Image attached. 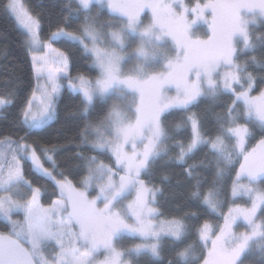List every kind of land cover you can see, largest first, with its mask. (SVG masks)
I'll return each instance as SVG.
<instances>
[{
    "label": "snow or ice",
    "instance_id": "obj_1",
    "mask_svg": "<svg viewBox=\"0 0 264 264\" xmlns=\"http://www.w3.org/2000/svg\"><path fill=\"white\" fill-rule=\"evenodd\" d=\"M7 8L27 30L37 84L23 102L14 88L0 93V108L19 109L10 123L22 132L0 139V218L9 227L0 233V264H151L164 259L168 245L175 255L168 264H245L255 252L264 260V88L252 94L255 69L264 82V54L257 55L264 34L253 35L264 25V0L194 7L183 0H75L46 41L38 14L20 0ZM200 22L207 39L191 34ZM62 40L90 61L94 78L71 77L70 54L53 47ZM65 81L79 94L83 123L73 156L58 164L61 150L42 137L58 118ZM202 102L211 129L193 111ZM177 113L180 123L169 128ZM197 153L204 159L197 161ZM209 156L217 160L211 181ZM25 161L53 183L57 198L48 207L41 203L46 188L26 179ZM171 167L180 168L178 184L198 212L164 216L159 197ZM226 177L232 197L246 196L250 207L233 199L224 213ZM218 216L223 224L213 223ZM189 239L194 243L185 246Z\"/></svg>",
    "mask_w": 264,
    "mask_h": 264
},
{
    "label": "trees",
    "instance_id": "obj_2",
    "mask_svg": "<svg viewBox=\"0 0 264 264\" xmlns=\"http://www.w3.org/2000/svg\"><path fill=\"white\" fill-rule=\"evenodd\" d=\"M31 14H38L42 19L41 37L43 40H47L50 35V30H55V25L61 21L64 16L68 14L69 8L75 3V0H22ZM189 6H195L196 3H205L207 0H184ZM9 0H0V93H3L7 88H14L18 91L21 102L30 97L32 90L35 88V77L32 70L30 61V53L27 51V45L25 43L26 34L19 29L15 20L10 14L7 5ZM67 6V7H66ZM147 15V13L145 14ZM77 25H73L75 29ZM197 37L208 38L209 29L206 24L202 23L197 25L194 30ZM264 34V25L257 27L253 35ZM133 39H135L133 37ZM67 41L53 42V46L61 51H66L70 54V75L75 78L78 75H84L86 77L91 76L94 78L95 73L89 71L90 61L84 58L83 54L78 48H69ZM264 54V48L257 49V55ZM247 55V54H245ZM257 74V87L254 88L256 92H259L264 88V82L259 80L261 74L260 69H255ZM62 95L58 102V118L55 121L46 125V131H44L42 142L46 147H58L61 153L55 157L58 164H64L72 156L79 144V135L81 131L82 121L80 119V112L82 105L80 104V98L78 94L70 92L66 86L61 89ZM226 102V101H225ZM193 111L199 113L202 117H206L208 128H213V117L210 114L209 104L202 102L197 108H193ZM217 113L221 111L219 107L215 109ZM19 109L15 111L3 108L0 114V139L6 135L12 137L22 135L20 129L13 127L10 121L18 114ZM181 115L179 113L170 116L167 121L169 128H175L180 123ZM178 136L184 137L183 132L177 133ZM260 137L257 135L254 139H251L248 143L249 150L255 147ZM92 155V153H87ZM204 156L201 153H197L196 160H203ZM208 165L207 179L211 181L213 179V171L217 166V160L214 157L209 156L205 161ZM45 166L47 162L45 161ZM220 166L227 168L223 161H220ZM32 166L27 161L24 162V172L26 179L31 180L34 184H40L46 188V195L42 198L41 203L48 207L52 201L57 198V193L54 190V185L51 181L44 179L41 176L36 175L32 170ZM239 165H235V170L232 173V179L235 178V171H238ZM160 169H157L156 183L159 185ZM170 174V180L163 185V194L159 197L160 208L165 217L172 218L184 215L186 212H198L199 209L194 203L189 202L188 190L184 183L178 184V181H183V176L179 167H171L168 170ZM83 173L77 180L83 178ZM222 200L227 201V205L223 208L224 213H227L228 207L234 206L232 204L233 199L236 203L242 207L249 206L247 197L233 198L231 195V181L225 179V190L221 197ZM260 215V212L257 213ZM213 223L223 224V219L218 218ZM237 225H243V222H238ZM245 227H239V231H244ZM9 227L0 220V232L7 234ZM194 241L189 239L186 241L185 246L193 244ZM182 246L179 250H183ZM169 259H175L172 246L168 245L164 250V259L151 261V264H168ZM148 264V261H145ZM193 264L195 262L193 261ZM245 264H264V260L259 255V252L247 254L245 256Z\"/></svg>",
    "mask_w": 264,
    "mask_h": 264
},
{
    "label": "rangeland",
    "instance_id": "obj_3",
    "mask_svg": "<svg viewBox=\"0 0 264 264\" xmlns=\"http://www.w3.org/2000/svg\"><path fill=\"white\" fill-rule=\"evenodd\" d=\"M183 2L185 3V1L183 0ZM9 3H10V0H9ZM20 3H22L23 5H24V7H25V9H27L26 8V6H25V4H24V2L22 1V0H20ZM186 4V3H185ZM188 5V4H187ZM28 10V9H27ZM10 11V10H9ZM147 13V15H145ZM10 14H11V16L13 17V19L15 20V22H16V24H17V26L19 27V29L20 30H22L26 35H27V30L24 28V26H23V24L17 19V17L15 16V14H13V13H11L10 12ZM150 16H151V14H150V12H145V13H143L142 14V19L145 21V23H147L148 22V20L150 19ZM203 22H200V23H198L197 25H199V24H202ZM197 25H195L194 26V29L192 30V35L194 36L195 35V33H194V30H195V28L197 27ZM194 37H196V36H194ZM135 38V37H134ZM198 38H201V39H207V38H203V37H198ZM54 47V46H53ZM129 67H135V61L133 60V61H130L129 62ZM68 71H69V73H70V66H69V69H68ZM36 84H37V81H36V79H35V87H36ZM64 86H66V88H67V82L65 81L64 82ZM63 86V87H64ZM68 89V88H67ZM70 92H71V90L70 89H68ZM74 94H77V93H74ZM253 95H258L259 94V92H256L255 90H253V93H252ZM79 95V94H78ZM3 108H0V114H1V110H2ZM251 205L249 204V206H247V207H250ZM16 219H22V217L21 216H16L15 217ZM0 220H2L3 221V218H0ZM242 220H238L237 221V223L238 222H241ZM243 222V221H242ZM1 233V232H0ZM126 240H130L131 238L130 237H126L125 238ZM100 259H103V256H101L100 257Z\"/></svg>",
    "mask_w": 264,
    "mask_h": 264
}]
</instances>
